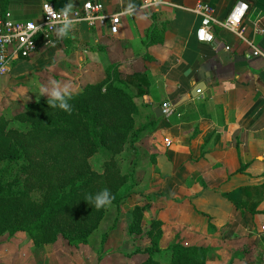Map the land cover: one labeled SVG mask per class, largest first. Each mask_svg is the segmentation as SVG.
I'll use <instances>...</instances> for the list:
<instances>
[{"label": "crops", "instance_id": "crops-1", "mask_svg": "<svg viewBox=\"0 0 264 264\" xmlns=\"http://www.w3.org/2000/svg\"><path fill=\"white\" fill-rule=\"evenodd\" d=\"M89 1L101 2L106 16L118 15L121 33L111 34L107 23L81 24L40 40L43 50L15 60L9 72L32 73L26 85L10 90L12 77L0 76V117L48 99L39 87L51 81L69 83L77 94L113 65L121 74H145L150 88L136 99L132 138L149 165L141 190L122 208L130 204L132 213L147 201L146 222H163L161 247L172 228L177 239L168 248L204 246L211 251L207 264H252L264 252V57L248 55H264V0H159L153 7L143 0H10L7 13L15 22L38 21L44 2L75 10ZM239 1L249 6L244 39L216 26V44L199 43L195 5L209 4L222 21ZM165 103L175 112L158 119ZM131 223L132 215L127 230Z\"/></svg>", "mask_w": 264, "mask_h": 264}, {"label": "trees", "instance_id": "trees-1", "mask_svg": "<svg viewBox=\"0 0 264 264\" xmlns=\"http://www.w3.org/2000/svg\"><path fill=\"white\" fill-rule=\"evenodd\" d=\"M9 2L0 0L1 18ZM115 66L101 82L72 94L71 113L52 109L46 99L12 118L0 117V237L25 233L36 247L59 237L86 245L107 212L86 197L105 188L120 214L137 183L133 173L122 172L116 157L135 134L136 99L148 94L150 82L142 73L121 76ZM97 154L107 158L103 172L91 166ZM147 209V204L134 207L128 229L131 236L145 234L150 241L140 264H207V247L183 245L171 246L170 261L162 263L157 256L165 252L163 222L154 218L148 224Z\"/></svg>", "mask_w": 264, "mask_h": 264}, {"label": "rangeland", "instance_id": "rangeland-1", "mask_svg": "<svg viewBox=\"0 0 264 264\" xmlns=\"http://www.w3.org/2000/svg\"><path fill=\"white\" fill-rule=\"evenodd\" d=\"M38 46L39 50L42 51L43 45L38 44ZM14 74V72L8 74L12 77L9 83L10 90L26 85L32 75V73H29L18 77ZM120 75L128 76L131 74L120 73ZM52 76L57 78L56 75ZM131 92L132 94L136 93L135 90H131ZM18 99L19 97L16 95V100L18 101ZM25 109L26 107H21L16 112H22ZM132 137L125 143L123 151L116 159L122 172L133 173V182L138 184L148 170L150 156L143 151V148H140L142 151L138 152L137 147L134 146L135 140ZM106 161L107 158L103 154H97L91 159L90 163L95 171L103 172ZM137 184L134 186L133 191L141 190L142 187L140 185L137 187ZM147 186L148 189H152L149 184ZM131 198H135V196H130L127 201ZM146 204L149 203L142 200L140 205ZM130 207L131 205L127 204L125 208H122L121 204L119 214L117 207L112 204L107 209L100 228L90 237L86 245H70L65 239L59 237L54 244L36 247L28 234L18 233L12 237L6 234L0 237V264H140L146 258V255L141 252L150 246V241L145 234L130 238L127 230L132 215ZM175 233L176 230L168 229V236L162 243L165 252L157 256L162 263H168L171 259L168 246L177 239L174 236ZM104 238L106 239L104 240ZM245 243L249 242L245 240ZM260 254H256L254 262H251L252 264L259 263Z\"/></svg>", "mask_w": 264, "mask_h": 264}, {"label": "built area", "instance_id": "built-area-1", "mask_svg": "<svg viewBox=\"0 0 264 264\" xmlns=\"http://www.w3.org/2000/svg\"><path fill=\"white\" fill-rule=\"evenodd\" d=\"M145 7H153L159 4V0H143ZM103 5L98 1H89L81 8L72 10L71 19L77 22L74 26L86 24L90 28H97L108 24L111 34L121 33L122 22L118 15H104ZM63 10H58L52 3L44 2L42 5V17L38 21L15 22L9 13L5 18L0 17V76L8 75L15 60L29 59L38 51L40 40L49 41L56 33L54 24L58 21ZM192 12L200 18V26L196 31L197 41L201 44L214 45L216 37L214 28L216 26L230 32L241 39L243 22L249 12V6L242 1L237 2L220 21L214 16V9L207 3L199 2ZM264 57L261 51L256 50L248 55V58ZM200 92V91H199ZM163 116L168 118L174 114L175 109L170 103L162 106ZM258 264H264V252Z\"/></svg>", "mask_w": 264, "mask_h": 264}, {"label": "clouds", "instance_id": "clouds-1", "mask_svg": "<svg viewBox=\"0 0 264 264\" xmlns=\"http://www.w3.org/2000/svg\"><path fill=\"white\" fill-rule=\"evenodd\" d=\"M73 5L69 3L61 12V18L54 21V24L59 25L55 27V32L58 37L66 36L77 22L70 18ZM72 87L69 83H62L59 81H51L48 85H41L39 87V95H47V103L52 109H60L67 113H71L72 105L69 103L72 97ZM115 199L114 195L107 189H102L94 194H89L86 200L97 210L108 209L112 206Z\"/></svg>", "mask_w": 264, "mask_h": 264}, {"label": "water", "instance_id": "water-1", "mask_svg": "<svg viewBox=\"0 0 264 264\" xmlns=\"http://www.w3.org/2000/svg\"><path fill=\"white\" fill-rule=\"evenodd\" d=\"M201 88H202V87H201ZM201 88H200V87H199V88L197 87L196 90L194 91V94H193V95H195L196 92L200 91ZM155 114H156V117H157L158 119L162 118V117H163V111H162V109H157L156 112H155Z\"/></svg>", "mask_w": 264, "mask_h": 264}]
</instances>
